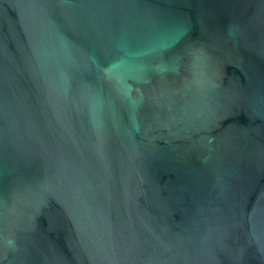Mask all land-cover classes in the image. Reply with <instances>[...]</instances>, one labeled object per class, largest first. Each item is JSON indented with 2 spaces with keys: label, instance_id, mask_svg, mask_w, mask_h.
Instances as JSON below:
<instances>
[{
  "label": "water",
  "instance_id": "1",
  "mask_svg": "<svg viewBox=\"0 0 264 264\" xmlns=\"http://www.w3.org/2000/svg\"><path fill=\"white\" fill-rule=\"evenodd\" d=\"M0 264H264V0H0Z\"/></svg>",
  "mask_w": 264,
  "mask_h": 264
}]
</instances>
